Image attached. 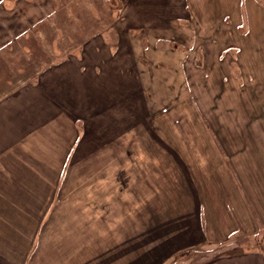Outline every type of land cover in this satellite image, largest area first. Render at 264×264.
<instances>
[{"label": "crops", "instance_id": "crops-1", "mask_svg": "<svg viewBox=\"0 0 264 264\" xmlns=\"http://www.w3.org/2000/svg\"><path fill=\"white\" fill-rule=\"evenodd\" d=\"M125 1L115 31L176 54L160 42L187 27L233 55L225 123L194 93L158 106L125 34L85 38L95 55L50 60L0 99V264H163L187 240L209 252L197 264H264V0ZM237 232L258 246L219 236Z\"/></svg>", "mask_w": 264, "mask_h": 264}, {"label": "rangeland", "instance_id": "rangeland-1", "mask_svg": "<svg viewBox=\"0 0 264 264\" xmlns=\"http://www.w3.org/2000/svg\"><path fill=\"white\" fill-rule=\"evenodd\" d=\"M126 2L125 0H0V99L7 93H14L20 87L24 88L35 83L34 74L51 66V62L67 57H73L72 59L77 61V58L83 54L95 55L97 49L92 40L88 46L83 47L85 38L101 34L113 46L120 37L124 40L125 34L126 39L131 40V46L134 45L132 48L139 58L141 56L145 61L147 59L153 61V67L139 59L136 64L143 88L147 89L146 92L149 91L150 95H152L151 90L156 91L158 106H161L159 102L161 100L166 104H172L175 99L183 101V94L194 93L208 123L211 125L225 123L226 112L221 110L225 108L222 102L225 88L229 84L238 86L244 82L240 67L233 55L224 53L221 55L223 48L214 46L210 38H202V42L199 41L204 45L203 47L194 46L191 42L192 32L187 27L185 31H180L183 28L180 27L178 32L171 27L173 31L166 32L163 41L160 42L163 45L169 44L170 51L177 45V50L174 49L176 54H170L166 47L157 48L149 41L145 42L147 33H139V37L135 39L130 37L134 32L119 33L111 23L122 18L118 8L125 6ZM113 3L118 6L116 11H111L114 9ZM166 37L169 41L165 40ZM142 42L145 46L150 45L143 47ZM117 49V46L112 48L114 51ZM185 57L191 62L184 64ZM162 60H164L163 64L159 65L158 61ZM149 67L153 75H149ZM214 73H218L219 78H212ZM227 75L228 79H225L224 76ZM199 124L203 123H197L198 129ZM94 210L97 214L98 209ZM93 224L97 229L98 223ZM230 228L229 225H225L223 230ZM240 233L237 232L231 237L228 234L229 238H226V233L219 236H223L225 238L223 241L227 242L234 240L235 243L246 242L244 245L241 244L243 247L248 245L250 247L253 244L258 246L259 236L244 241L239 239ZM211 236L215 235L211 234ZM263 240L264 237L261 241ZM194 242L187 240L181 251L170 256L163 264H197L208 257L207 250L198 251L191 245ZM160 262L161 259L155 258L154 264Z\"/></svg>", "mask_w": 264, "mask_h": 264}]
</instances>
